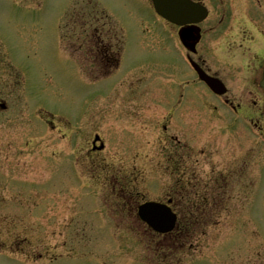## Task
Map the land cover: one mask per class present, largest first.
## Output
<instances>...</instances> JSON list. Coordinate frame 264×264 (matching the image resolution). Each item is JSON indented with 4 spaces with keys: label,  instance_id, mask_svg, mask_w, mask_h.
<instances>
[{
    "label": "rangeland",
    "instance_id": "374dc122",
    "mask_svg": "<svg viewBox=\"0 0 264 264\" xmlns=\"http://www.w3.org/2000/svg\"><path fill=\"white\" fill-rule=\"evenodd\" d=\"M74 1L0 0V95L7 102V109L0 111V165L7 152L12 153L13 169L17 159L32 154L40 158L31 170L37 179L31 186L4 185L9 190H3L0 175L1 264H26L21 255L28 264L180 261L182 253L167 248L166 239L163 249L157 251L153 244L149 253L143 227L128 218L114 219L106 198L111 181L117 184L115 190L132 187L126 189L137 200H165L174 194L178 156L170 154L176 143L191 151L201 188L208 191L221 172L229 176L230 191L225 210L220 205L207 208L203 224L208 227H199L193 238L195 254L178 264H264V142L240 127L229 110L215 111L209 92L197 83L185 88L186 96L168 115L178 99L173 95L176 79H188L184 72L191 73L184 51L145 0H96L124 39L119 66L101 77L106 71H97L81 48L84 35L79 27L66 21ZM80 8L76 17L83 23L85 11ZM226 52L211 53L208 67L231 76L229 83L237 90V81L225 69L239 71L243 65L233 64ZM36 107L46 113H35ZM48 113L60 118L54 122ZM84 116L80 124H60L61 118ZM45 120L54 123L43 124ZM260 121L264 133V118ZM91 132L99 134L106 147L93 159H84L83 146ZM76 140L83 181L86 177L93 187L106 185L102 193L99 188V193L85 192L70 178ZM50 153L56 154L55 177ZM92 194L107 201L102 216L110 222H101L90 206L84 207L85 196ZM81 207L88 208L83 214L88 220L80 219ZM71 219L78 220L76 228L66 227ZM19 237L28 240L18 253L12 251L18 259L8 257V246L15 248ZM50 255L54 260L49 263Z\"/></svg>",
    "mask_w": 264,
    "mask_h": 264
},
{
    "label": "flooded vegetation",
    "instance_id": "af4514ba",
    "mask_svg": "<svg viewBox=\"0 0 264 264\" xmlns=\"http://www.w3.org/2000/svg\"><path fill=\"white\" fill-rule=\"evenodd\" d=\"M148 1L150 3V0ZM195 2H199L207 8V16L197 25L200 30V39L197 44V50L193 53V60L207 74L223 82L226 91L221 98L231 106L233 111L240 118L249 120L255 127L261 130L260 120L264 118L262 112L264 95L259 81L264 67V0H195ZM224 48L227 50V58L233 64L243 65L239 71L237 67L225 69L228 71L225 74H232L234 82L237 81V90H235V87L233 88L234 85L229 83V77L231 76H225L224 73L212 70L205 64V56L208 50H213V53L218 56V49ZM1 73L2 71H0V76ZM1 97L0 95V103L6 102ZM75 144L79 146L80 150V143L76 140ZM83 147L86 152L83 153L86 154L84 159L98 154L92 150L96 147L92 146V144L88 149L87 146ZM11 154L9 152L5 153L7 157L2 161V164L6 168L0 170V175L4 179V181L2 180L1 188L8 191L9 189L5 187L6 185L20 189L22 184H29L30 186L33 183L35 184L37 179L33 178L31 170L33 167L39 165L38 161L40 158L34 159L32 154V158L17 159L15 164L17 168L13 169L14 160L9 157ZM73 155L80 156V160H82L80 152L73 153ZM55 156V153L49 154L52 161L50 166L52 167L53 176L55 171ZM185 156L190 158L191 153H185L181 149L180 159L178 160L181 179L177 187L180 199H184V180L188 179L190 181V177L192 176L191 170L187 167ZM2 164L0 168H2ZM195 165L196 163L193 166L195 167ZM192 174L195 176V169ZM217 176L221 178L216 177L212 190L215 191V197L219 198L220 203L225 204L227 198V177L226 175L223 176L221 172H218ZM194 182L197 183L198 187L200 186L199 178L197 180L194 179ZM51 187L53 192L55 188L54 182ZM116 187L117 185H112V190L106 197L110 200L108 202L112 206L111 215L115 216L119 221L122 218L126 219L128 215L135 218L134 208L137 201H132L134 195L124 187L115 190ZM4 223L9 227L13 224L9 222V218H5ZM15 225L19 227L18 223H15ZM24 240H28V238H17V250L21 249V245L19 244Z\"/></svg>",
    "mask_w": 264,
    "mask_h": 264
},
{
    "label": "water",
    "instance_id": "95a60500",
    "mask_svg": "<svg viewBox=\"0 0 264 264\" xmlns=\"http://www.w3.org/2000/svg\"><path fill=\"white\" fill-rule=\"evenodd\" d=\"M169 3L170 2L168 1L167 4H169ZM170 6H173V4L170 3ZM262 86L264 88V75H263V80H262ZM157 209L158 208L157 207L155 208V206H148L147 208H143L144 219H146L157 231L166 232V231L170 230L171 228H164L162 224H157L158 217H156L157 213H155V211Z\"/></svg>",
    "mask_w": 264,
    "mask_h": 264
},
{
    "label": "trees",
    "instance_id": "16d2710c",
    "mask_svg": "<svg viewBox=\"0 0 264 264\" xmlns=\"http://www.w3.org/2000/svg\"><path fill=\"white\" fill-rule=\"evenodd\" d=\"M103 17H104V19H106V20H107V17H106L105 15H103Z\"/></svg>",
    "mask_w": 264,
    "mask_h": 264
}]
</instances>
